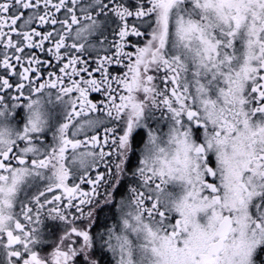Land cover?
Here are the masks:
<instances>
[{"label": "snow or ice", "instance_id": "obj_1", "mask_svg": "<svg viewBox=\"0 0 264 264\" xmlns=\"http://www.w3.org/2000/svg\"><path fill=\"white\" fill-rule=\"evenodd\" d=\"M0 264H264V0H0Z\"/></svg>", "mask_w": 264, "mask_h": 264}]
</instances>
